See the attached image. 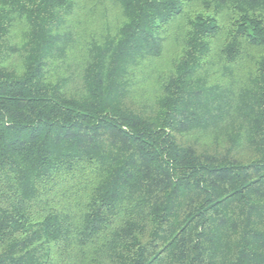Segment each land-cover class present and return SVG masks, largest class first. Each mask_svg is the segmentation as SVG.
<instances>
[{"label":"trees","instance_id":"trees-1","mask_svg":"<svg viewBox=\"0 0 264 264\" xmlns=\"http://www.w3.org/2000/svg\"><path fill=\"white\" fill-rule=\"evenodd\" d=\"M0 264H264V0H0Z\"/></svg>","mask_w":264,"mask_h":264}]
</instances>
